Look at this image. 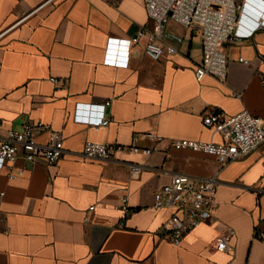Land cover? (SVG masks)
I'll use <instances>...</instances> for the list:
<instances>
[{
	"label": "crops",
	"instance_id": "1",
	"mask_svg": "<svg viewBox=\"0 0 264 264\" xmlns=\"http://www.w3.org/2000/svg\"><path fill=\"white\" fill-rule=\"evenodd\" d=\"M238 1L245 2L240 30L248 33L264 20V0ZM143 25L151 26L144 0H0V130L42 121L65 146L58 162L29 163L16 179L0 170V264H264V142L222 165L213 155L148 136L220 141L204 124L212 110L226 116L248 110L264 120V26L226 45L222 82L196 78L198 29L170 22L163 38L178 51L154 60L145 37L132 46ZM108 100L109 125L97 130L74 120L78 102L97 107ZM87 140L154 152L86 159ZM132 162L143 167L135 179ZM176 174L217 175L220 182L215 217L181 245L168 234L172 210L152 207L154 191ZM124 194L128 211L116 208ZM226 225L236 230L232 252L212 246Z\"/></svg>",
	"mask_w": 264,
	"mask_h": 264
},
{
	"label": "built area",
	"instance_id": "2",
	"mask_svg": "<svg viewBox=\"0 0 264 264\" xmlns=\"http://www.w3.org/2000/svg\"><path fill=\"white\" fill-rule=\"evenodd\" d=\"M144 3L151 26L140 27L132 41V46L145 37V53L154 60H160L178 51L163 38V32L170 22L198 29L202 39V60L195 69L198 81H202L206 76H212L224 82L229 65L226 45L243 41L264 26V20L258 18L255 28L243 33L240 28L245 2L238 0H144ZM238 60L245 64L250 63L245 57H239ZM1 67L2 61H0ZM50 80L54 84L60 83L56 77H51ZM110 105V100L97 107L91 103L78 102L73 118L98 130L111 123L112 119L106 114ZM204 124L212 128L214 133L220 134L221 140H166L156 133H148V136L158 142L166 141L168 148L213 155L222 165L245 157L264 142V120L248 110L233 116L212 110L204 117ZM42 133H46L45 141L38 139V135ZM127 149L145 156L154 152L150 147L87 140L83 145L82 154L86 159L107 161L113 159L116 152ZM64 152V138L42 121L26 120L19 128H10L5 132L0 130V170L7 171L9 180L23 176L29 163L39 160L49 164L58 162ZM20 160L23 161V166L17 165ZM142 170L141 164L129 163V171L133 179L138 178ZM219 183L217 175L194 177L176 174L169 183L154 191L152 207L158 210H172L168 234L174 245H181L187 233L215 217L217 202L213 194ZM4 195L5 192L0 191V201ZM94 208L95 206H91L89 210ZM116 208L129 210L128 195L124 194L121 197V202ZM84 220L88 222L89 217L86 216ZM235 235L236 230L226 225L224 231L215 238L212 246L218 251L232 252ZM232 263L230 260L226 264Z\"/></svg>",
	"mask_w": 264,
	"mask_h": 264
}]
</instances>
